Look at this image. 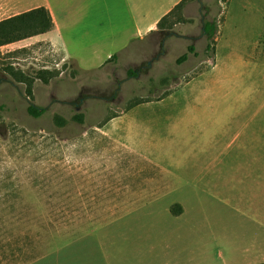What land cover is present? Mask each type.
Instances as JSON below:
<instances>
[{
    "label": "rangeland",
    "instance_id": "rangeland-1",
    "mask_svg": "<svg viewBox=\"0 0 264 264\" xmlns=\"http://www.w3.org/2000/svg\"><path fill=\"white\" fill-rule=\"evenodd\" d=\"M13 44L0 47L3 258L264 264V231L203 192L201 174L264 76V0L184 6L94 71Z\"/></svg>",
    "mask_w": 264,
    "mask_h": 264
},
{
    "label": "crops",
    "instance_id": "crops-1",
    "mask_svg": "<svg viewBox=\"0 0 264 264\" xmlns=\"http://www.w3.org/2000/svg\"><path fill=\"white\" fill-rule=\"evenodd\" d=\"M183 2L188 8L201 0H0V23L46 9L53 30L13 46L19 50L49 44L82 70L94 71L157 33L161 21ZM201 174L205 176L203 192L264 231V76L249 107ZM244 254L241 263L258 264L256 255ZM30 262L17 259L13 263V258L8 261L0 255L1 264Z\"/></svg>",
    "mask_w": 264,
    "mask_h": 264
},
{
    "label": "trees",
    "instance_id": "trees-1",
    "mask_svg": "<svg viewBox=\"0 0 264 264\" xmlns=\"http://www.w3.org/2000/svg\"><path fill=\"white\" fill-rule=\"evenodd\" d=\"M186 6V3H181L170 15H168L161 23L159 28L164 24V21L169 18L175 11H178L182 7ZM54 23L51 15L46 9H37L28 14H24L15 18L8 19L0 23V47L7 46L28 38L43 35L53 30ZM206 31H212V34L216 33L217 28L213 25L206 27ZM194 48L189 47L188 53L183 55L180 59V63L184 62L188 58V54L193 53ZM117 56H114L111 61H116ZM131 74V71L129 72ZM28 113L34 118H40L44 110L34 105L28 107Z\"/></svg>",
    "mask_w": 264,
    "mask_h": 264
}]
</instances>
